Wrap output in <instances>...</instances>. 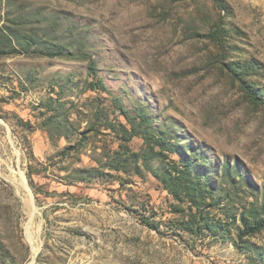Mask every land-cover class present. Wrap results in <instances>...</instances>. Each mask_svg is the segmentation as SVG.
Instances as JSON below:
<instances>
[{
	"label": "rangeland",
	"instance_id": "rangeland-1",
	"mask_svg": "<svg viewBox=\"0 0 264 264\" xmlns=\"http://www.w3.org/2000/svg\"><path fill=\"white\" fill-rule=\"evenodd\" d=\"M264 0H0V264H264Z\"/></svg>",
	"mask_w": 264,
	"mask_h": 264
},
{
	"label": "trees",
	"instance_id": "trees-1",
	"mask_svg": "<svg viewBox=\"0 0 264 264\" xmlns=\"http://www.w3.org/2000/svg\"><path fill=\"white\" fill-rule=\"evenodd\" d=\"M264 227V224H257L256 228H251L253 231H251V233H247V234H256L258 232H260Z\"/></svg>",
	"mask_w": 264,
	"mask_h": 264
}]
</instances>
